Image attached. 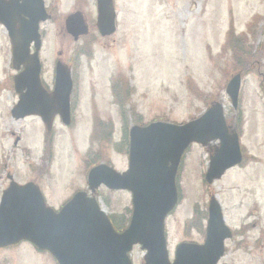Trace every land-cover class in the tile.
I'll return each mask as SVG.
<instances>
[{
  "label": "rangeland",
  "instance_id": "1",
  "mask_svg": "<svg viewBox=\"0 0 264 264\" xmlns=\"http://www.w3.org/2000/svg\"><path fill=\"white\" fill-rule=\"evenodd\" d=\"M44 2L51 19L39 29L41 78L51 86L57 60L68 67L74 84L71 110L77 122L65 128L54 121L53 140L45 146L46 127L38 116L17 121L10 116L17 102L12 85L16 72L10 41L0 26V198L10 175L18 184L35 183L46 204L60 209L74 192L86 191L87 159L109 162L118 172L127 169V154L115 147L123 141L124 127L128 131L137 121L133 113L138 124L158 119L182 124L220 102L228 125H237L243 162L207 186L203 177L208 153L191 146L176 180L180 201L165 223L169 258L181 242L202 243L195 214L215 195L234 232L243 235V225L248 226L244 237L236 233L237 239L226 244L219 264H264V0H114L117 31L108 37L96 31L95 0ZM76 11L89 28L77 41L64 28ZM232 30L239 38L230 37V49L227 36ZM239 51L244 58L249 55L248 70L236 61ZM240 70L238 106L233 109L225 91ZM117 78L125 87L122 113L114 104L112 84L115 90ZM95 115L113 123L111 142L102 147L92 142L97 133ZM95 197L109 216L127 222L129 193L100 188ZM31 246L21 243L0 250V264L53 262ZM143 256L140 248H134L132 263L142 264Z\"/></svg>",
  "mask_w": 264,
  "mask_h": 264
},
{
  "label": "water",
  "instance_id": "2",
  "mask_svg": "<svg viewBox=\"0 0 264 264\" xmlns=\"http://www.w3.org/2000/svg\"><path fill=\"white\" fill-rule=\"evenodd\" d=\"M96 10L98 33L102 37L111 36L116 30L113 0H96ZM49 18L43 0H0V24L12 45L13 67L22 68L14 78L18 103L11 114L15 120L37 115L49 126L51 117L59 113L68 125L72 88L69 71L60 63L56 65L52 96L43 90L39 77V24ZM65 29L74 40L88 32L81 13L67 17ZM239 87L237 75L226 90L234 108ZM215 141H219V148L205 175L208 184L221 179L227 170L241 162L237 134L226 127L220 104H214L200 118L184 125L154 122L146 127H132L128 170L118 174L100 165L87 178L92 193L104 185L112 191L132 194L130 224L120 234L112 229L96 200L86 193H77L56 213L45 206L34 184L19 186L9 177L11 183L0 202V249L28 241L40 251H48L59 264H131L128 253L133 246L140 245L146 251L144 264H217L231 232L215 199L209 206L203 245L180 244L170 263L164 235L165 218L178 201L175 176L184 151L192 143L205 147Z\"/></svg>",
  "mask_w": 264,
  "mask_h": 264
},
{
  "label": "flooded vegetation",
  "instance_id": "3",
  "mask_svg": "<svg viewBox=\"0 0 264 264\" xmlns=\"http://www.w3.org/2000/svg\"><path fill=\"white\" fill-rule=\"evenodd\" d=\"M53 79V78H52ZM43 86H44V88H45V90L47 91V93L48 94H51V92H52V90H53V86H54V80H53V85H51V86H47V85H45L44 83H43ZM72 99H73V96H71V109H72ZM73 111V110H72ZM72 111H71V113H72ZM97 118V115H95L94 116V118ZM95 118V119H96ZM55 120H58L59 121V117H54L53 118V122L55 121ZM73 121H74V119H73ZM53 137H54V130H52V129H50V130H46L45 131V140L46 139H49V140H53ZM211 199V198H210ZM209 199V200H210ZM209 200H208V203L206 204V206H205V208L202 210V209H199V223H200V227H201V230H202V232H204V229H205V225H206V220H207V218L206 217H208V207H209ZM223 211V210H222ZM197 214H198V212H197ZM247 227V225H243V227H242V231H243V235H242V233H241V231L239 232V233H237V232H234L233 233V231H232V233L233 234H235V235H233V237H232V239L230 240V241H233V240H235V239H237V236H236V233L237 234H239L238 236H241V237H244L245 236V229L244 228H246ZM201 235H202V243L204 242V240H205V232H204V235H203V233H201ZM229 241V242H230ZM243 243H244V241L241 243V244H239V245H243ZM201 244V243H200ZM18 245H16V246H13V247H8V248H5V249H9V248H16ZM34 250H36V249H34ZM225 252H226V250H225ZM41 253V252H40ZM43 254H46V255H48L49 257H50V255L48 254V253H43ZM225 256V255H224ZM224 256H223V258H224ZM52 260H53V262L51 263V264H57L56 263V261L52 258V257H50ZM222 258V259H223Z\"/></svg>",
  "mask_w": 264,
  "mask_h": 264
},
{
  "label": "trees",
  "instance_id": "4",
  "mask_svg": "<svg viewBox=\"0 0 264 264\" xmlns=\"http://www.w3.org/2000/svg\"><path fill=\"white\" fill-rule=\"evenodd\" d=\"M118 79L119 78H117L116 80V88H115V90L113 91V93H114V97H115V103L116 104H118L120 107H121V109H123V98H122V95H123V90H124V88L125 87H123V84L122 83H124L122 80H120V81H118ZM131 93V90L130 89H128V87H127V95H129ZM128 97V96H127ZM122 104V105H121ZM131 111H133L134 112V110L133 109H131ZM132 112V113H133ZM134 119H137V121H135L134 122V124H137L138 122H139V117L138 118H136V114L135 113H133V120ZM111 132H112V127H109L108 128V132H107V140H109L110 139V134H111ZM123 135H124V138H123V141H122V143H121V147L119 148H116V150H118V152H121V153H123L124 152V150H126V147H127V127H126V129H125V127H124V132H123Z\"/></svg>",
  "mask_w": 264,
  "mask_h": 264
}]
</instances>
